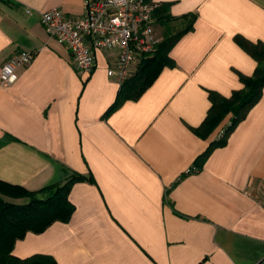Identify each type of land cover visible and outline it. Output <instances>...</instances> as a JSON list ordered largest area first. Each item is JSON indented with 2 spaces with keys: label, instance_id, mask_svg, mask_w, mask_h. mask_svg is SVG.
Here are the masks:
<instances>
[{
  "label": "crops",
  "instance_id": "obj_1",
  "mask_svg": "<svg viewBox=\"0 0 264 264\" xmlns=\"http://www.w3.org/2000/svg\"><path fill=\"white\" fill-rule=\"evenodd\" d=\"M153 1L176 18L194 14L193 27L153 83L107 113L121 90L108 74L117 51L96 49L94 68L81 72L41 23L54 7L84 15L86 0H0V67L22 50L35 52L15 83H0V180L39 190L82 176L69 191L71 218L28 232L16 256L264 264V88L226 142L197 162L232 120L228 113L203 128L211 95L231 97L258 66L242 42L264 43V0ZM165 27L157 24L162 38Z\"/></svg>",
  "mask_w": 264,
  "mask_h": 264
},
{
  "label": "trees",
  "instance_id": "obj_2",
  "mask_svg": "<svg viewBox=\"0 0 264 264\" xmlns=\"http://www.w3.org/2000/svg\"><path fill=\"white\" fill-rule=\"evenodd\" d=\"M155 15L157 24L166 26L158 50L141 59L137 70L121 85L119 95L107 113L116 109L125 99L139 97L153 83L162 68L170 63L169 51L174 44L193 27L194 14L176 18L169 13L168 4L160 3ZM178 19L182 26L178 24L175 29L169 27L172 20ZM242 45L256 58L258 66L252 76L245 78V86L236 90L231 97L211 95L213 106L203 128L208 131L214 129L228 113H232V120L224 129V134L201 154L197 161L199 165L205 162L215 146L226 142L228 133L261 98L264 88V43L242 42ZM81 179L82 176L75 173L65 184L57 182L39 190H29L0 180V264H59L55 258L45 254L20 258L13 254V249L16 241L24 238L28 232L40 233L55 221H68L71 218L74 205L69 200V191ZM8 198H29V201L21 204Z\"/></svg>",
  "mask_w": 264,
  "mask_h": 264
},
{
  "label": "built area",
  "instance_id": "obj_3",
  "mask_svg": "<svg viewBox=\"0 0 264 264\" xmlns=\"http://www.w3.org/2000/svg\"><path fill=\"white\" fill-rule=\"evenodd\" d=\"M159 6L153 0H86L84 15H68L54 7L41 13V23L51 37L69 49L81 72L94 68L96 49L116 50L117 58L108 74L122 85L138 60L158 50L162 38L155 12ZM34 57L35 52L25 50L10 56L0 67V83H15L17 68L30 65Z\"/></svg>",
  "mask_w": 264,
  "mask_h": 264
},
{
  "label": "rangeland",
  "instance_id": "obj_4",
  "mask_svg": "<svg viewBox=\"0 0 264 264\" xmlns=\"http://www.w3.org/2000/svg\"><path fill=\"white\" fill-rule=\"evenodd\" d=\"M68 180L69 178L65 182H61V183L65 184ZM8 199L12 202L21 203V204L27 203L29 201V198H22V199L8 198Z\"/></svg>",
  "mask_w": 264,
  "mask_h": 264
}]
</instances>
